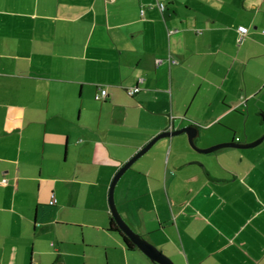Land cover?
I'll return each instance as SVG.
<instances>
[{
  "label": "crops",
  "instance_id": "0c3cea01",
  "mask_svg": "<svg viewBox=\"0 0 264 264\" xmlns=\"http://www.w3.org/2000/svg\"><path fill=\"white\" fill-rule=\"evenodd\" d=\"M263 30L264 0H0V264L35 263L39 215L155 264L108 229L110 180L170 125L197 123L199 147L264 132ZM262 147L162 137L117 180L116 207L176 264H264ZM48 244L66 264L64 240Z\"/></svg>",
  "mask_w": 264,
  "mask_h": 264
},
{
  "label": "rangeland",
  "instance_id": "374dc122",
  "mask_svg": "<svg viewBox=\"0 0 264 264\" xmlns=\"http://www.w3.org/2000/svg\"><path fill=\"white\" fill-rule=\"evenodd\" d=\"M262 128L264 129V124L262 125ZM263 134L264 132L260 133L257 138ZM262 146H264V140L252 147V149L263 148ZM43 186L44 184L41 188H43ZM47 187L51 188V184L48 183ZM41 210L48 212L51 209L42 208ZM81 212L82 211H79L78 213ZM43 218L44 217L39 215L37 230L35 231V235H31L35 245V251L33 254L34 264H50L52 263V260L54 261L56 254L50 253L51 246L48 242L50 239L55 241L56 236H59V238L64 240V255H62V258L66 260V264H125V256L133 255V253L127 254L123 248L120 247V244L113 247L115 242L119 243L114 235H107L102 233V231H100V233L96 232L94 229L85 226V224H81L83 228L82 231H84L87 239L89 235L90 243L86 242L88 245L82 246L80 243V227H76V225H80L78 222H73V224L68 223V225L63 227H56L49 224V226L46 227L47 231H41L39 226L43 224ZM74 219L80 221L81 217L77 216Z\"/></svg>",
  "mask_w": 264,
  "mask_h": 264
},
{
  "label": "water",
  "instance_id": "95a60500",
  "mask_svg": "<svg viewBox=\"0 0 264 264\" xmlns=\"http://www.w3.org/2000/svg\"><path fill=\"white\" fill-rule=\"evenodd\" d=\"M200 128L197 123L191 122L190 124L184 125L180 128H173L172 125L169 128L164 129L163 131L159 132L155 136H153L148 142H146L141 148H139L130 158H128L123 165H121L117 171L114 173L112 179L110 180V184L108 187V207L110 214L112 216V220H114L115 224L117 225L118 229L125 234L128 239L138 248L141 252H143L152 262L155 264H176L173 260L167 256L164 252H162L158 247H156L153 243H151L148 239L144 236L136 232L122 217L121 213L119 212L118 208L116 207L115 198H114V188L116 185L117 180L123 174V172L129 167L141 154L147 151L158 139L177 135L181 133H185L187 135V140L189 145L200 152H211L221 147H237V148H248L253 147L259 144L264 139V134L261 135L259 138H255V140L250 142H234V141H222L217 142L215 144H211L207 147H199L195 144V139L200 136Z\"/></svg>",
  "mask_w": 264,
  "mask_h": 264
},
{
  "label": "built area",
  "instance_id": "2783aa9c",
  "mask_svg": "<svg viewBox=\"0 0 264 264\" xmlns=\"http://www.w3.org/2000/svg\"><path fill=\"white\" fill-rule=\"evenodd\" d=\"M158 5H159V7H160L161 9L164 8V2H159ZM143 9H144V8H141V10H140V13H141V14H143V12H144ZM237 27H238V30H239V32H240V34H241L239 38H242L243 35L247 32L248 29H247V27H245V26H243V25H241V26H237ZM263 31H264V30H263ZM157 62H161V60L158 59ZM137 88H138L137 86L132 87V88H129L128 92H129V93H134L135 91L138 90ZM107 95H108L107 89L104 88V86L99 85V86H98V89H97V91H96V93H95V95H94V98H95L96 100H104V99L107 97ZM0 181H1V182H4L5 179H1ZM53 201H54V200H53ZM53 201H51V202H53Z\"/></svg>",
  "mask_w": 264,
  "mask_h": 264
},
{
  "label": "trees",
  "instance_id": "16d2710c",
  "mask_svg": "<svg viewBox=\"0 0 264 264\" xmlns=\"http://www.w3.org/2000/svg\"><path fill=\"white\" fill-rule=\"evenodd\" d=\"M112 216L108 219V229L112 231H116L118 234H120L126 248L128 249H134L136 246L128 239V237L125 234H122V232L118 229L117 225L115 224L114 220H112Z\"/></svg>",
  "mask_w": 264,
  "mask_h": 264
}]
</instances>
